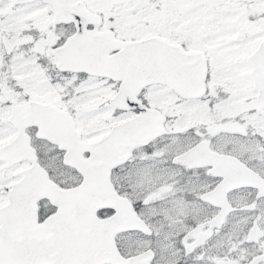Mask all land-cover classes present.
I'll return each mask as SVG.
<instances>
[{"label":"snow or ice","instance_id":"obj_1","mask_svg":"<svg viewBox=\"0 0 264 264\" xmlns=\"http://www.w3.org/2000/svg\"><path fill=\"white\" fill-rule=\"evenodd\" d=\"M0 264H264V0H0Z\"/></svg>","mask_w":264,"mask_h":264}]
</instances>
